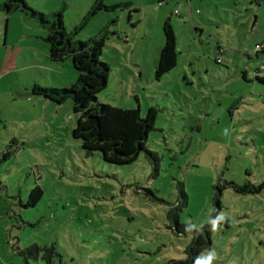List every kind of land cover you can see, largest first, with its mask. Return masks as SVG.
Wrapping results in <instances>:
<instances>
[{
    "label": "rangeland",
    "instance_id": "374dc122",
    "mask_svg": "<svg viewBox=\"0 0 264 264\" xmlns=\"http://www.w3.org/2000/svg\"><path fill=\"white\" fill-rule=\"evenodd\" d=\"M26 1L48 15L63 10L68 33L88 19L77 41L109 28L101 61L112 71L97 99L140 108L143 117L158 109L147 149L160 165L146 153L127 165L87 153L74 137V100L26 95L29 78L64 89L79 72L72 58L49 59L45 29L0 12L1 44L10 33L7 74H0V264H46L25 260L33 245L55 246L61 257L53 264H172L187 259L220 212L226 220L203 251L215 250L213 264H264V190L227 187L215 201L219 186L264 181V83L253 76L264 77V0H115L120 8L97 16L89 15L94 0ZM168 20L179 60L159 79ZM28 41L41 54L24 48ZM37 186L44 196L27 207ZM170 213L195 231L180 233Z\"/></svg>",
    "mask_w": 264,
    "mask_h": 264
},
{
    "label": "trees",
    "instance_id": "16d2710c",
    "mask_svg": "<svg viewBox=\"0 0 264 264\" xmlns=\"http://www.w3.org/2000/svg\"><path fill=\"white\" fill-rule=\"evenodd\" d=\"M120 8V5L107 6L102 0L97 1L90 16H94L98 11H113ZM136 11V10H135ZM0 12L7 15L21 14L29 21L38 24L47 31L45 38L49 46L50 58L54 62H64L67 58H72L75 69L79 72L77 80L64 89L35 85L32 94L43 97L57 104H64L68 100H74V112L79 116L77 126L74 130V137L80 140L83 149L93 154L100 152L103 159L111 164L127 165L139 159L142 153L153 166L158 169L160 158L157 153L147 149L149 134L155 130L158 109L150 107L145 117L141 115L140 108H123L110 104H102L97 99V89L109 80L112 71L109 64L101 61L103 50L106 46L109 28H105L98 36L87 41H77L76 36L79 31L88 24L84 20L80 25L74 27L71 33L67 32L63 10L52 14L38 12L29 6L26 0H5L0 5ZM165 44L161 52L160 60L156 69L157 78H162L178 65L179 50L178 38L175 30L168 20L164 24ZM84 69L87 72H84ZM96 70L97 77H93V70ZM76 71V72H77ZM102 75V76H100ZM246 77V76H245ZM101 80V82H100ZM256 80L264 83V77H256ZM137 102L138 98H137ZM230 187L238 194H258L264 190V181L258 185L251 182L238 184L234 181L226 186L217 187L218 193L215 197L216 204H221L218 195ZM182 203L188 201L184 188H180ZM44 191L40 186L30 191L27 207H35L42 200ZM174 220L180 233L187 232V225L179 222L178 216L169 214ZM192 231H195L192 229ZM211 232L205 236L196 238L188 249V257L184 261H175L172 264H194L195 259L211 247ZM55 246L33 245L23 251L27 259L41 258L46 264H53L56 257H61L55 252Z\"/></svg>",
    "mask_w": 264,
    "mask_h": 264
},
{
    "label": "crops",
    "instance_id": "0c3cea01",
    "mask_svg": "<svg viewBox=\"0 0 264 264\" xmlns=\"http://www.w3.org/2000/svg\"><path fill=\"white\" fill-rule=\"evenodd\" d=\"M97 1H99V0H94V1H93V3L91 4V5H92V8H93L94 4H95ZM102 1H103V3H104L105 5H107V6H115V5L122 4V3H119V4H118V3H115V4H114V2H116L115 0H114L113 2H111V3H109V0H102ZM111 4H114V5H111ZM92 8H91V9H92ZM100 12H103V14H104V13H110V11L100 10V11H98L94 16H97V15H99V14H102V13H100ZM1 13H2V12H1ZM4 14H5V13H4ZM5 15H6L7 17H8V16L19 15V16L23 17L24 19H26L23 15H21V14H19V13H17V14H11V15H7V14H5ZM111 17H112L111 15L108 16L109 19H111ZM0 20H1V19H0ZM26 20H28V19H26ZM28 21H29V20H28ZM30 22H31V21H30ZM76 26H77V25H76ZM134 26H137V24H135ZM105 28H106V27L104 26V28H103L100 32H102ZM99 34H100V33H99ZM99 34H98V35H99ZM9 35H10V33H9V31H8V38H7V41H6V36H7V34H6L3 43H2V44L0 43V74H1V75H5V74H7L6 70H7V68H8V62H9V61L6 60V59L8 58V56L5 55L4 50L8 48ZM46 36H47V34L42 36V40L44 41V43H46V41H45ZM25 37H27V36H26V35L23 36L22 41H27ZM28 37H29V36H28ZM0 38H1V36H0ZM27 43H30V45H28L27 47H24V48L31 49V50H36L38 54H41L40 50L37 49V48L35 47V45H33V44H34L33 42L28 41ZM46 46H47V50H48V54H49V59H51V58H50V53H49V46H48L47 43H46ZM12 48H14V47H12ZM38 54H37V55H38ZM2 58H3V60H2ZM34 58H36L35 55H34ZM51 60H52V59H51ZM52 61H53V60H52ZM34 62H35V64H37V63H36V62H37L36 60H34ZM110 67H111V66H110ZM17 70H18V75H20V74H19V70H20V69H17ZM34 78H35V77L29 78V84H32L30 88H32V89H33V87H34L35 85H40V84H38L37 82H34L35 80L32 82V80H33ZM31 82H32V83H31ZM40 86H42V85H40ZM45 87H46V86H45ZM15 88H17V89L19 90L18 92H19L20 94L23 93L21 87L15 85ZM32 89H28V88H26V93H27L26 95H33V97H40V96H37V95L32 94ZM22 95H23V94H22ZM24 95H25V94H24ZM1 122H2V121H1Z\"/></svg>",
    "mask_w": 264,
    "mask_h": 264
},
{
    "label": "clouds",
    "instance_id": "9594fccd",
    "mask_svg": "<svg viewBox=\"0 0 264 264\" xmlns=\"http://www.w3.org/2000/svg\"><path fill=\"white\" fill-rule=\"evenodd\" d=\"M227 133V129L225 130ZM226 220V216L223 212H220L217 216L209 218L206 223H208L210 227V231L215 233L219 227L221 222ZM197 226L192 224L191 221L188 222V226L185 228V231H192L193 228ZM217 259V253L215 250H209L207 252L201 253L194 261V264H213V262Z\"/></svg>",
    "mask_w": 264,
    "mask_h": 264
},
{
    "label": "built area",
    "instance_id": "2783aa9c",
    "mask_svg": "<svg viewBox=\"0 0 264 264\" xmlns=\"http://www.w3.org/2000/svg\"><path fill=\"white\" fill-rule=\"evenodd\" d=\"M160 5H161V4H160ZM178 14H179V12L176 11L174 15H178ZM253 76H254L255 78L258 77V76H260V71L254 73Z\"/></svg>",
    "mask_w": 264,
    "mask_h": 264
}]
</instances>
